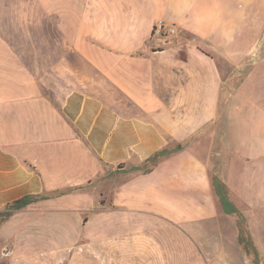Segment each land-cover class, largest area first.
<instances>
[{
  "label": "crops",
  "instance_id": "obj_1",
  "mask_svg": "<svg viewBox=\"0 0 264 264\" xmlns=\"http://www.w3.org/2000/svg\"><path fill=\"white\" fill-rule=\"evenodd\" d=\"M41 1H56L45 13L60 18L67 44L29 41L21 56L0 37L8 263L264 264V249L250 255L240 243L212 181L251 193L238 164L264 162V56H254L264 22L246 24L264 18V0ZM158 20L194 40L157 39ZM218 144L229 163L215 172ZM28 196L37 200L10 209Z\"/></svg>",
  "mask_w": 264,
  "mask_h": 264
},
{
  "label": "rangeland",
  "instance_id": "obj_2",
  "mask_svg": "<svg viewBox=\"0 0 264 264\" xmlns=\"http://www.w3.org/2000/svg\"><path fill=\"white\" fill-rule=\"evenodd\" d=\"M77 3V1H74ZM86 3V2H85ZM70 8H73V1L69 2ZM78 4V3H77ZM56 8V1H41V0H0V37L4 40L11 41L17 44L16 51L25 56L26 53L31 50L26 47L29 41H41V40H59L64 41L66 44L71 40L68 32H58L57 24L60 18L56 16H47L45 10H53ZM81 11L84 8V2H80L79 7H76ZM79 19L76 18L77 23ZM73 21L72 17H65V24L71 25ZM159 21V20H158ZM165 22V21H164ZM263 17H254L248 20L246 24H250L256 27V30H260L263 26ZM167 23V22H166ZM169 24V23H167ZM247 26V25H246ZM178 35V33H177ZM175 35V36H177ZM174 37L178 41L179 37L183 39L194 40L192 36L187 35ZM172 39V38H170ZM82 40L93 41L92 38L84 37ZM169 42V39L166 43ZM260 43H264L262 40ZM252 49V48H249ZM250 51V50H246ZM67 56V47L65 49ZM210 57L217 58L221 54L207 53ZM183 57L184 54H179ZM254 56H264L263 50H257ZM227 72V71H226ZM222 117H226V113L221 114ZM221 117V118H222ZM222 145L213 146V170L219 171L222 167H226L229 163L228 154L222 153ZM221 155H218L220 154ZM238 171L242 176H247L246 188L251 189L250 192L237 194L235 192H229V199L239 209L240 214L243 216V220H240L239 215H233L237 226L241 222V227L245 230L246 242L252 243L256 250L264 249V162H257L254 165L238 164ZM239 190V187H236ZM239 227V226H238ZM243 246V245H242ZM248 253L253 255V250L249 249ZM10 252L6 248L0 246V264H9L8 257ZM261 257L252 256V263L246 264H259Z\"/></svg>",
  "mask_w": 264,
  "mask_h": 264
},
{
  "label": "trees",
  "instance_id": "obj_3",
  "mask_svg": "<svg viewBox=\"0 0 264 264\" xmlns=\"http://www.w3.org/2000/svg\"><path fill=\"white\" fill-rule=\"evenodd\" d=\"M180 150H181V146H178L174 150L164 149V150L160 151L159 153H157L152 158H150L148 160V162L151 163L153 166H155L156 164L159 163V161L161 159L171 155L172 153L178 152ZM212 181H213V186L215 188L216 194L218 195L225 212L227 214L236 213L237 215H239L240 220L241 219L243 220L244 218H243L242 214H240V212L237 208H235L233 206V208L231 210L228 209V206L232 205V203L229 199V190L226 187V185L223 182H221L217 177H213ZM36 200H37V198L34 196H28V197L22 198L20 200L15 201L10 206V209L12 211L22 210V209L26 208L28 205L34 203ZM9 216H10V214L6 215V217H9ZM238 226H239V230H240V235H239L240 243L244 246V248L247 251H249V249H252L253 251L256 250V248L254 247V245L252 243L250 244V243L246 242V239L244 238L245 230L241 227V222L238 223Z\"/></svg>",
  "mask_w": 264,
  "mask_h": 264
},
{
  "label": "built area",
  "instance_id": "obj_4",
  "mask_svg": "<svg viewBox=\"0 0 264 264\" xmlns=\"http://www.w3.org/2000/svg\"><path fill=\"white\" fill-rule=\"evenodd\" d=\"M178 31L175 25L167 24L163 20H159L155 23L153 28V35L159 39L163 40L165 43L168 41L169 37L177 35Z\"/></svg>",
  "mask_w": 264,
  "mask_h": 264
}]
</instances>
